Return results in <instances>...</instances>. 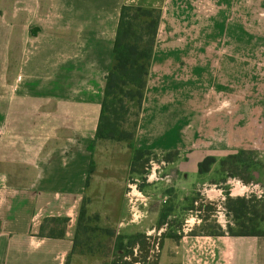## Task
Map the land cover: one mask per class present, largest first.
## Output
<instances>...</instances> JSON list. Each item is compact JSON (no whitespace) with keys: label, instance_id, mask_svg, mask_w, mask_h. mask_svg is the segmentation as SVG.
<instances>
[{"label":"crops","instance_id":"0c3cea01","mask_svg":"<svg viewBox=\"0 0 264 264\" xmlns=\"http://www.w3.org/2000/svg\"><path fill=\"white\" fill-rule=\"evenodd\" d=\"M239 1L0 0V264L80 263L73 209L86 190L123 6L160 12L133 146L160 154V142L173 140L178 154L150 175L133 172L147 180L125 185L114 231L156 240V264H264V236L228 235L227 212L222 235L191 232L200 220L188 231L171 225L205 199L219 212L222 192L231 191L222 188L231 184L222 162L240 151L255 156L264 192V74L246 75L245 62L228 55L234 33L244 50V24L229 20ZM216 49L224 56L213 57ZM248 77L252 91L239 90ZM43 218L67 219L64 235L40 236Z\"/></svg>","mask_w":264,"mask_h":264},{"label":"rangeland","instance_id":"374dc122","mask_svg":"<svg viewBox=\"0 0 264 264\" xmlns=\"http://www.w3.org/2000/svg\"><path fill=\"white\" fill-rule=\"evenodd\" d=\"M235 18H238L245 27L244 50L243 52L240 48L238 49L239 51L236 50L235 45L237 39H235L234 33V36L230 38L233 44L230 45L228 50L229 57H235L245 62L246 75H252L254 72L264 74V0H240L238 3L233 2L229 12V20L232 21ZM254 41H258V48L254 47ZM240 43L241 42H238L239 47ZM210 53L213 57L218 58L224 56L225 50L216 49V51L213 50ZM253 63H255V65ZM6 84L7 89L12 88L11 86L13 83ZM236 84L237 83L230 82V95H234L232 91H236L238 88L236 87ZM242 84L243 86H241V88L239 87V90L245 92L252 91L254 82L251 81L249 77L245 78V81ZM18 85L19 83L15 85V88H18ZM262 85H264V83H262ZM233 100L234 99L230 97V102ZM230 105L235 106L233 103H230ZM132 112L135 113V110ZM134 121L135 117L132 116L129 119V125L127 127H131ZM176 132V130H173L169 139L174 138ZM173 146H175L173 140L160 142V150H165V152H160V154L150 153L148 155H137L139 159L134 160L133 151L126 143L109 141L95 143L91 155L93 164L88 170L89 177L88 180H86V190L80 200H78L75 209H73L74 228L76 227L77 222H79L81 228L89 227L88 229H91L87 232L86 236L83 235L82 232L79 235V241L81 242L77 251L83 249L86 253L85 255H81L82 257H80L79 254L74 253V255L80 257V263L77 264H105L113 259L118 260V258L114 256V253H117V256L120 257L123 255L122 253H133L129 258L124 259L127 263L130 262L131 258H136L143 264H154L156 262V240L154 241L152 237L149 241H146L145 239L141 241L139 240L138 244L133 247L128 246L129 241L122 240V246L126 249V252H118L115 251L114 247L115 239H108L103 230H114V222L118 217L119 212L118 208L123 202V197L127 190L125 189V185L134 183V179H138L140 182L147 180L142 176L136 177L133 172H141L143 175H150L152 171H158L163 167L162 163L167 164V162L172 161L178 154L177 152L170 151ZM198 154L199 152L196 151L193 155L198 156ZM245 157H247L248 162L251 164L248 171L249 174L237 169L229 161L221 166L223 175L232 177H230L231 184L222 186L223 189L226 190V188H230L231 191L222 192V196L225 197V200L222 201L223 204L219 203L221 206L219 212H217L216 208L210 204L209 200L205 199L204 204L197 202L195 205L191 206V214L188 213L186 217L171 220V225L181 230L186 229L188 231L192 229V223H194L192 219H194L195 221L200 220L201 224L199 229L191 230V232L195 231L196 233L206 234L220 230L218 222L223 223V214L227 212L225 209L226 194L230 193L232 198L249 197L253 195L250 193L251 189H253L251 185L259 184L252 173L255 156L251 153ZM197 171L200 172L199 166L197 167ZM203 173L205 172H200V174ZM235 175L237 176L235 177ZM248 175L251 176V181L248 184L239 180V178H246ZM263 179L262 176L260 181H263ZM152 180L154 181V178H152ZM140 185L143 186L142 184H139V186ZM261 197H264V192ZM194 198L196 200H204L199 194H196ZM154 199L157 200V197H154ZM70 202L71 199H69L68 203ZM46 219L43 218L41 225H47V223H44ZM49 226L56 231H60L62 230V227H66V225L64 226L59 222L52 223ZM46 232H48V230ZM85 237L89 239L88 243L90 244L84 242L83 239ZM160 238L162 239V237ZM152 241L155 243H152ZM141 242L143 243L142 245ZM90 253L92 254L90 255ZM103 253H112V257L107 259L103 258Z\"/></svg>","mask_w":264,"mask_h":264},{"label":"trees","instance_id":"16d2710c","mask_svg":"<svg viewBox=\"0 0 264 264\" xmlns=\"http://www.w3.org/2000/svg\"><path fill=\"white\" fill-rule=\"evenodd\" d=\"M160 20V12L156 9H148L141 7L123 6L120 11L119 21L116 30L115 41L113 45V64L108 75L105 78L103 97L100 107L99 119L94 135V139L90 144V154L93 153L95 143L100 141L126 143L133 151V159L138 160L137 155H148L150 153L137 150L133 146L136 128L138 125L139 113L141 111L148 74L151 66V60L156 40ZM135 110V113L132 111ZM134 116L135 121L131 127L129 119ZM133 146V147H132ZM250 152L240 151L239 153L229 156L222 165L227 161L232 163L237 169L247 174L251 167L247 160ZM212 161L207 159L199 165L200 172L208 170V166ZM93 160H90V168ZM237 175H235L236 177ZM89 177V174H88ZM87 177V180H88ZM232 177V176H228ZM243 183L248 184L251 176L239 178ZM225 209L230 216L233 226L227 225L226 233L230 236L237 237H259L264 236V197L258 198L255 195L246 197H230L226 194ZM67 224V219L48 218L42 225L39 235L43 237L59 238L64 235L63 229L56 231L50 228L52 223ZM162 224V221H160ZM89 227L81 228L77 222L74 236L73 252L77 251L80 245L79 235L86 236L91 229ZM48 230V232H46ZM103 232L108 239H115V251L126 252L122 246V240L129 241V247L138 244L140 240H151V237L144 235H134L124 237L116 235L114 230L104 229ZM212 235H222L224 232L218 230L210 233ZM84 242L88 243L89 239L84 238ZM143 243L141 242V245ZM160 246V243H159ZM79 255H85V251L80 249L77 251ZM74 254V253H72ZM92 253H90L91 255ZM95 254V253H93ZM97 254V253H96ZM123 255L114 256L118 260H110L105 264H143L136 258H131L127 263L124 259L129 258L133 253H122ZM111 258L112 253H103V258ZM156 264V262L154 263Z\"/></svg>","mask_w":264,"mask_h":264},{"label":"built area","instance_id":"2783aa9c","mask_svg":"<svg viewBox=\"0 0 264 264\" xmlns=\"http://www.w3.org/2000/svg\"><path fill=\"white\" fill-rule=\"evenodd\" d=\"M251 186H252L253 189L255 190L256 187H258L259 185H251ZM255 191H256V194L260 195L259 197H261L262 193H261V192L259 193V192L257 191V189H256ZM256 196H257V195H256ZM34 222H35V223H38V219H35V218H34ZM155 250H156V251L158 250V243L155 244Z\"/></svg>","mask_w":264,"mask_h":264}]
</instances>
